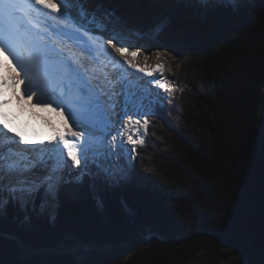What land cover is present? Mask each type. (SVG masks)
Segmentation results:
<instances>
[{"label": "trees", "instance_id": "1", "mask_svg": "<svg viewBox=\"0 0 264 264\" xmlns=\"http://www.w3.org/2000/svg\"><path fill=\"white\" fill-rule=\"evenodd\" d=\"M108 6L141 31L171 17L160 41L181 72L132 161L145 181L99 193L102 208L92 195L64 199L54 224L33 215L31 229L10 209L6 230L41 246L69 235L92 242L99 264H189L233 252L264 264V4L203 19L194 6ZM150 235L166 243L146 244Z\"/></svg>", "mask_w": 264, "mask_h": 264}, {"label": "snow or ice", "instance_id": "2", "mask_svg": "<svg viewBox=\"0 0 264 264\" xmlns=\"http://www.w3.org/2000/svg\"><path fill=\"white\" fill-rule=\"evenodd\" d=\"M113 2L0 0V55L11 57L15 64L16 83L24 86L21 98L31 101L36 97L37 103L61 109L76 129L71 132L75 143L60 137L58 141H41L46 146L37 148L35 141L30 143L0 122V264H99L93 258L97 249L92 242L69 235L41 246L6 230L10 209L23 212L22 223L31 229L33 215L54 224L64 199L92 195L102 208L104 200L99 193L118 192L145 181L130 159L136 154L134 145L145 141L130 135L126 142L133 147L124 148L120 128L132 119L139 126L143 118L146 135L147 117L157 114L164 97L153 92V81L131 73L123 76L115 68L121 62L112 54L139 47L128 42L133 38L159 41L168 32L171 17L164 14L141 31L129 27L116 9L108 6ZM149 2L194 6V14L203 19L218 11L237 12L257 0ZM259 2L264 4V0ZM49 7L52 13L42 11ZM33 12L52 15L55 22L38 26ZM123 64L144 72L126 57ZM133 78L139 84H131ZM8 103L0 100V107Z\"/></svg>", "mask_w": 264, "mask_h": 264}, {"label": "bare ground", "instance_id": "3", "mask_svg": "<svg viewBox=\"0 0 264 264\" xmlns=\"http://www.w3.org/2000/svg\"><path fill=\"white\" fill-rule=\"evenodd\" d=\"M53 3H55V0H53ZM42 11H46V10H42ZM34 14L37 15L38 13L34 12ZM33 17H35L37 20V17L35 15H33ZM130 43H132L133 45H137V43H134L133 40ZM148 43L149 42L147 41L146 46L148 45ZM138 46L139 47H134V49L136 50H133V51H137L135 53V56H130V53H128L127 50L125 54L124 53H122L121 55L116 54L115 57L117 58V61H120L121 64L123 65L121 70L123 76L128 77V75L130 74L129 72H131V74H134V77H139L144 80V77L146 78L149 76L148 74H146V72L148 73L149 70L151 71L153 69L154 70L153 73H158L157 69L155 70L157 63H153L152 61L148 62L149 60H147V58L154 59V56L145 53V50L143 49L144 50L143 51L141 49L140 44H138ZM128 49H130V47ZM125 57L128 60H130L132 63L136 64L137 68H143L144 72H137L136 69L127 68V65L123 64V60ZM153 64L155 65L152 66ZM6 68H7V63L0 62V74H2L3 77H5L6 79L5 82H8L9 78L11 79V82L9 84L11 88H9L8 92L11 95L10 102L15 106L17 112V115H15L16 116L15 127H16L17 135L20 134L21 129L25 128V130L29 132L30 135L37 136V138H39L40 141L48 142L51 141L55 136V130L59 129L60 134H62V137L68 138L67 135H64L66 129L69 130L68 126H70L71 123L67 115L63 113L61 109H58L55 106H46L42 103H37L36 97H33L31 101L27 100L26 97L21 98L22 92L24 90V86L16 83L17 79H19L16 75L14 76L11 74L8 75L4 74ZM132 82H134L135 85L139 84L138 79H135V81ZM0 83H2L1 78H0ZM32 113H35V115ZM56 117H58V120ZM142 119H141V123H142ZM3 120L8 121L7 117L5 116L3 117ZM125 122L128 124V126L127 127L122 126L120 128V131L122 133L121 139L125 141L123 147L129 148V145L126 142L127 138L131 135L134 139H142L143 131H141V124L139 126L136 125L135 119H132L130 121L126 120ZM73 130L75 131L76 129L73 128ZM57 139L58 137L56 138V140ZM132 146L133 145H131L130 148Z\"/></svg>", "mask_w": 264, "mask_h": 264}, {"label": "rangeland", "instance_id": "4", "mask_svg": "<svg viewBox=\"0 0 264 264\" xmlns=\"http://www.w3.org/2000/svg\"><path fill=\"white\" fill-rule=\"evenodd\" d=\"M147 41L149 43L146 46ZM138 44H140V47L142 50L143 49L145 50V53H147L148 55L151 54L152 56H154V59H148L147 58V60H149L148 62L152 61L153 63H157L155 70L157 69L158 73H153L154 72L153 69L151 71L149 70L148 73L151 72L152 76H148L146 78L144 77V80L153 81L152 86H151L153 92L159 93L161 96H163L164 97L163 101L168 100L169 98H171L173 96L174 90L176 89V86L178 84L177 81L171 77V75L174 74L176 77V75H178L181 72L179 65L174 60L172 54L169 53L166 45H164L160 40L159 41H151V40H148L147 38H145L144 40L139 41V39H138L137 45ZM134 47H136V46H134ZM134 47L133 48L130 47V49H128V53H130V56H135V53L137 52V51H133V50H136V49H134ZM157 52L160 53L159 59L157 58ZM154 65L155 64H153L152 66H154ZM160 66H162V71L160 70ZM129 73H131V72H129ZM148 73L146 72V74H148ZM160 84L165 85V87L163 89H161L159 87ZM182 91H183V93L188 92V88L183 83H182ZM32 114L35 115V113H32ZM150 117L151 116L147 117V119L149 120ZM261 121H262V124H264V110L261 114ZM68 127L72 128V124L70 123V126H68ZM71 128H69V129H71ZM141 131H143L142 139H144L145 138V134H144L145 131L143 128V119H142V123H141ZM130 146L131 145H129V148H130ZM134 146L135 147L137 146L136 147V149H137L141 145H134ZM134 158H135V156L131 157V162L133 161ZM22 214L24 215L23 212H22ZM151 239H155L160 244L166 243L162 239L158 238V236L150 235L146 239V244ZM248 244H250V243L248 242ZM99 246L101 247V245H99ZM250 261H252V260L249 259V257L245 253L233 252L230 254V256H228L226 258L225 257L219 258V259L214 258L212 256H209L208 254H198L196 259L191 261L189 264H235L236 262L241 263V264H250Z\"/></svg>", "mask_w": 264, "mask_h": 264}]
</instances>
